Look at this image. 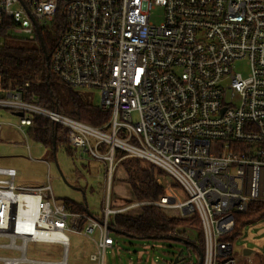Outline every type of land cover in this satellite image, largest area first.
Listing matches in <instances>:
<instances>
[{
  "label": "built area",
  "instance_id": "2783aa9c",
  "mask_svg": "<svg viewBox=\"0 0 264 264\" xmlns=\"http://www.w3.org/2000/svg\"><path fill=\"white\" fill-rule=\"evenodd\" d=\"M52 27L61 33L51 72L76 91L98 90L110 117L95 127L47 109L25 99L30 83L10 86L0 73V111L16 118L0 117V141L30 152L29 132L42 117L67 130L80 167H103L109 192L125 159L153 165L172 184L158 200L107 204L96 217L68 210L50 178L18 186L20 171L0 167V264H68L69 233L90 238V262L105 264L116 243L111 221L143 205L200 219L202 258L191 264H264L233 237L236 214L264 210V0H0V47ZM180 232L172 238L198 245L194 231ZM35 244L59 246L60 259L30 258Z\"/></svg>",
  "mask_w": 264,
  "mask_h": 264
},
{
  "label": "trees",
  "instance_id": "16d2710c",
  "mask_svg": "<svg viewBox=\"0 0 264 264\" xmlns=\"http://www.w3.org/2000/svg\"><path fill=\"white\" fill-rule=\"evenodd\" d=\"M61 27L47 28L43 31L42 39L44 49L29 44L26 40L17 39V42H5L0 47V73L5 83L10 86L30 83L25 99L30 100L47 109L60 114L78 119L86 124L101 127L109 119L108 112L99 107L87 103L82 94L68 87L56 77L49 68L47 57L53 52L59 41ZM34 130H30L32 141L42 144L47 149L49 159H56L58 150L63 149L70 156L73 151L69 148L67 130L48 119L36 117ZM121 152L118 157L123 156ZM126 160V159H125ZM122 162L126 172L124 179L130 184L135 197L139 201H155L164 195V187L155 177L156 168L153 165L142 167L141 161L130 159ZM143 163V162H142ZM164 174L162 171H158ZM67 209L71 212L89 214L85 203L64 200ZM264 219V210L255 214H236L235 230L233 237L240 236L242 231L253 223ZM112 233L125 236L132 240H175L185 244V252L188 255L186 264H191L192 257H200L203 247V232L201 221L198 217L179 218L171 211H166L154 206H144L133 214H117L110 223ZM190 229L196 234L198 245L185 242L183 238H172L174 233L180 230ZM185 234V233H183ZM184 254V253H183Z\"/></svg>",
  "mask_w": 264,
  "mask_h": 264
},
{
  "label": "rangeland",
  "instance_id": "374dc122",
  "mask_svg": "<svg viewBox=\"0 0 264 264\" xmlns=\"http://www.w3.org/2000/svg\"><path fill=\"white\" fill-rule=\"evenodd\" d=\"M154 21H159L162 17L160 9L155 11ZM17 39L26 40L29 44L39 46L37 40H30L28 35H17L6 38L7 42H17ZM237 70L247 76L248 67L245 62L237 63ZM87 103L96 107L101 105V94L98 90L79 89L77 90ZM0 117L4 120L16 121V118L0 111ZM15 144H25L15 135ZM13 144L0 141V167L14 168L20 171L21 176L17 178L18 186H42L47 184V176L51 177V186L55 197L58 200H71L78 203H85L92 216L101 217L103 208L109 204L111 208L130 207L131 205H141L149 201H139L132 191L129 183L124 179L126 172L122 167V162L116 166L111 180L110 192L106 189L104 171L101 165L90 163L88 166L80 167L66 151L58 150L56 159H48L47 150L38 143L30 140V155L34 159H47V165L29 159V151L25 147H13ZM47 155V156H46ZM124 161H131L126 159ZM142 167L148 164L140 163ZM157 181L163 187L171 185L168 175L155 171ZM165 189V188H164ZM182 189L179 193L183 195ZM184 196V195H183ZM143 205L132 207L124 214L138 212ZM172 212V211H171ZM174 213V212H172ZM175 214V213H174ZM176 215V214H175ZM70 240L68 264H94L90 262L89 255L95 251L94 242L87 237L68 234ZM115 239V246L109 249L106 254L105 264H172L176 255L185 250V244L175 240H132L122 235L112 233ZM237 247H245L264 257V219L253 223L245 228L236 243ZM33 250L29 257L36 260H58L60 259V247L53 245H32ZM47 252V253H46ZM2 252H0L1 254ZM185 253V252H184ZM186 254V253H185Z\"/></svg>",
  "mask_w": 264,
  "mask_h": 264
},
{
  "label": "water",
  "instance_id": "95a60500",
  "mask_svg": "<svg viewBox=\"0 0 264 264\" xmlns=\"http://www.w3.org/2000/svg\"><path fill=\"white\" fill-rule=\"evenodd\" d=\"M39 33V32H38ZM39 42H40V45H41V47L44 49V51H45V48H44V42H43V39H42V37H41V35L39 34ZM49 58L47 57V60H48ZM19 116H22V114L20 113V114H18ZM184 243H186V241L184 242ZM181 253H182V250L178 253V256L175 258V260H174V262L172 263V264H179V262H180V260H179V255H181ZM251 253V250L250 249H246L245 250V254H250ZM200 258H202V254L200 253Z\"/></svg>",
  "mask_w": 264,
  "mask_h": 264
},
{
  "label": "crops",
  "instance_id": "0c3cea01",
  "mask_svg": "<svg viewBox=\"0 0 264 264\" xmlns=\"http://www.w3.org/2000/svg\"><path fill=\"white\" fill-rule=\"evenodd\" d=\"M39 144V143H38ZM41 147H43L42 146V144H39ZM44 149H45V147H43ZM47 150V149H46ZM29 154H30V152H29ZM47 156V155H46ZM31 157V156H30ZM29 157V159L31 160V161H38V162H40V163H42V164H45V165H47L48 166V168H49V170H50V164H49V162L47 161V159H34L33 157H31L30 158ZM48 159H49V157H48ZM47 178H50V181H51V177L49 176V174H48V176H47ZM48 180V179H47ZM46 184V183H45ZM41 186V185H40Z\"/></svg>",
  "mask_w": 264,
  "mask_h": 264
}]
</instances>
